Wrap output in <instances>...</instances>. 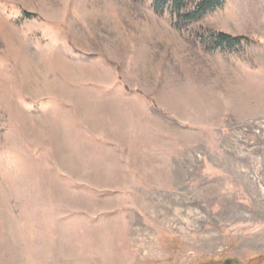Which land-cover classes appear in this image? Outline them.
Wrapping results in <instances>:
<instances>
[{
	"label": "rangeland",
	"instance_id": "rangeland-1",
	"mask_svg": "<svg viewBox=\"0 0 264 264\" xmlns=\"http://www.w3.org/2000/svg\"><path fill=\"white\" fill-rule=\"evenodd\" d=\"M153 6L0 0V264H264V0Z\"/></svg>",
	"mask_w": 264,
	"mask_h": 264
},
{
	"label": "trees",
	"instance_id": "trees-1",
	"mask_svg": "<svg viewBox=\"0 0 264 264\" xmlns=\"http://www.w3.org/2000/svg\"><path fill=\"white\" fill-rule=\"evenodd\" d=\"M195 8L187 14H181L180 10L182 6L187 2H195ZM225 0H153L154 10L163 14L167 9V4H171L179 10L178 18L182 22H193L201 19L208 12L222 8ZM243 38L233 37L224 33L218 34L216 37H211L207 41L209 49H232L241 43Z\"/></svg>",
	"mask_w": 264,
	"mask_h": 264
}]
</instances>
